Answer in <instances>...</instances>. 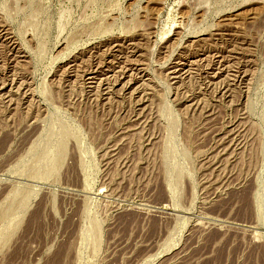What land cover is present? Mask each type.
I'll return each instance as SVG.
<instances>
[{
    "label": "rangeland",
    "instance_id": "obj_1",
    "mask_svg": "<svg viewBox=\"0 0 264 264\" xmlns=\"http://www.w3.org/2000/svg\"><path fill=\"white\" fill-rule=\"evenodd\" d=\"M0 264H264V0H0Z\"/></svg>",
    "mask_w": 264,
    "mask_h": 264
}]
</instances>
